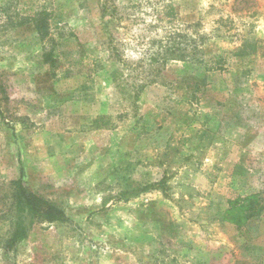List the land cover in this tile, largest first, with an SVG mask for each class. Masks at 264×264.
Masks as SVG:
<instances>
[{
    "label": "rangeland",
    "instance_id": "rangeland-1",
    "mask_svg": "<svg viewBox=\"0 0 264 264\" xmlns=\"http://www.w3.org/2000/svg\"><path fill=\"white\" fill-rule=\"evenodd\" d=\"M0 264H264V0H0Z\"/></svg>",
    "mask_w": 264,
    "mask_h": 264
},
{
    "label": "trees",
    "instance_id": "trees-1",
    "mask_svg": "<svg viewBox=\"0 0 264 264\" xmlns=\"http://www.w3.org/2000/svg\"><path fill=\"white\" fill-rule=\"evenodd\" d=\"M103 13L104 16L107 14V8L103 7ZM112 17L113 16H110V18ZM174 51L177 52L176 49H174ZM172 54L173 51L171 49L167 50L166 55H164L165 60ZM116 56L118 61L123 63V60L118 55ZM152 60L155 61L159 59ZM136 95L137 93H135V96ZM12 186L14 187L15 192L13 197L15 202L13 203V206L15 207V210L18 211V221L10 243L15 245L18 242L26 240L30 236L31 233H28L26 229L22 227L23 216L25 214L30 215L31 225H52L55 223H66L69 221L64 210L50 204L36 194L29 192L24 187V183L22 181L13 182ZM258 198L259 195L254 194L244 199H237L231 202L229 208L224 213V221L235 225L238 228H242L247 221L259 216L262 212L263 209H257L256 207ZM9 245L11 246V244Z\"/></svg>",
    "mask_w": 264,
    "mask_h": 264
}]
</instances>
